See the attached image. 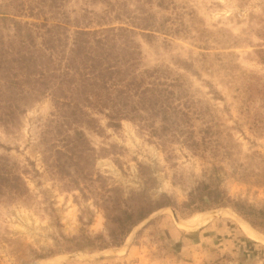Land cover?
Listing matches in <instances>:
<instances>
[{
    "label": "rangeland",
    "instance_id": "obj_1",
    "mask_svg": "<svg viewBox=\"0 0 264 264\" xmlns=\"http://www.w3.org/2000/svg\"><path fill=\"white\" fill-rule=\"evenodd\" d=\"M54 1L21 0L25 13L18 19L51 23ZM57 1L63 9H76L74 17L84 4ZM171 1L167 10L155 2L153 11L156 23L175 28V33L136 40L142 44L144 67L172 69L203 112L195 119L193 144L183 139L164 143L132 120L111 127L104 113L89 109L99 120L93 128L85 127L100 154L95 183L89 187L83 181L82 189L71 190V183L50 173L45 162L52 141L47 144L44 134L57 113L55 103L44 98L30 106L16 128L0 125V156L19 166L29 188L22 198L0 191V264H264V234L259 232L260 240L248 236L239 220L243 218L232 208L181 213L189 193L216 178L232 198L264 206V103L250 101L244 87L253 73L264 82V64L257 53L264 48L259 35L264 0ZM88 6L102 13L108 8L101 0ZM0 8L15 16L17 0H0ZM11 24L5 31L13 32ZM188 61L194 69L181 65ZM208 67L210 72L205 71ZM142 170L157 178L155 197L166 193L177 208L155 212L121 247L67 251L72 247L68 239L83 229L93 236L106 231L99 194L116 187L125 196L141 190Z\"/></svg>",
    "mask_w": 264,
    "mask_h": 264
},
{
    "label": "trees",
    "instance_id": "obj_2",
    "mask_svg": "<svg viewBox=\"0 0 264 264\" xmlns=\"http://www.w3.org/2000/svg\"><path fill=\"white\" fill-rule=\"evenodd\" d=\"M96 1L81 0L84 4L75 18L76 9H63L55 0L51 7L53 22L42 24L18 19L25 13L21 0H17L15 16L0 8V125L16 128L18 118L30 106L44 98L51 99L57 113L44 134L47 144L52 141L45 162L50 173L66 185L71 183V190L82 189L83 181L89 187L95 183L94 169L100 154L85 127L93 128L99 120L92 117L89 109L104 113L111 127H120L122 120H132L164 143L183 139L189 144H193L195 119L203 113L172 69L160 65L144 67L142 44L136 40L140 36L152 41L158 34L175 33V28L158 25L157 13L153 11L155 2L164 10L173 2L101 0L108 5L102 13L88 6ZM133 3L136 6L131 8ZM8 22L12 23L13 32L5 31ZM259 35L264 39V28ZM257 53L264 64V48ZM181 65L187 70L195 67L189 61ZM209 67L205 71L210 72ZM245 82L249 100L264 103L263 78L253 73ZM142 172L145 183L141 190L125 196L116 187L99 194L101 202L97 204L105 212L106 231L93 236L83 229L68 239L72 247L67 251L96 252L121 247L133 230L155 212L177 208L168 194L155 197L152 191L157 178ZM4 190L10 192L11 198H22L29 188L19 166L14 167L6 156H0V191ZM182 207L181 213L188 216L232 208L264 234V206L232 198L218 178L199 183ZM254 244L261 246L259 242Z\"/></svg>",
    "mask_w": 264,
    "mask_h": 264
},
{
    "label": "bare ground",
    "instance_id": "obj_3",
    "mask_svg": "<svg viewBox=\"0 0 264 264\" xmlns=\"http://www.w3.org/2000/svg\"><path fill=\"white\" fill-rule=\"evenodd\" d=\"M243 228L248 236L255 240H260V236L248 224L243 223Z\"/></svg>",
    "mask_w": 264,
    "mask_h": 264
},
{
    "label": "water",
    "instance_id": "obj_4",
    "mask_svg": "<svg viewBox=\"0 0 264 264\" xmlns=\"http://www.w3.org/2000/svg\"><path fill=\"white\" fill-rule=\"evenodd\" d=\"M176 220L179 221V218L177 216H175ZM238 218V217H237ZM239 219V218H238ZM242 220L245 224H248L246 221H244L243 219H239ZM249 225V224H248ZM250 226V225H249ZM251 227V226H250ZM252 228V227H251ZM259 236H262L259 232H257V230H255L254 228H252Z\"/></svg>",
    "mask_w": 264,
    "mask_h": 264
}]
</instances>
